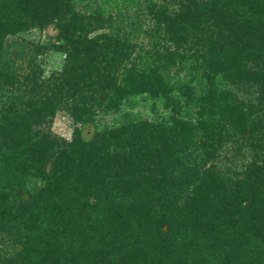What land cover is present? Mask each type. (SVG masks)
<instances>
[{
  "label": "trees",
  "instance_id": "1",
  "mask_svg": "<svg viewBox=\"0 0 264 264\" xmlns=\"http://www.w3.org/2000/svg\"><path fill=\"white\" fill-rule=\"evenodd\" d=\"M74 1L0 0V239L20 246L0 264H264V0H136L129 29L155 27L134 57L131 30L89 37L114 18ZM32 29L67 48L53 90L4 60ZM175 60L198 92L166 79ZM145 93L166 119L97 127ZM68 100L70 141L50 131Z\"/></svg>",
  "mask_w": 264,
  "mask_h": 264
},
{
  "label": "rangeland",
  "instance_id": "2",
  "mask_svg": "<svg viewBox=\"0 0 264 264\" xmlns=\"http://www.w3.org/2000/svg\"><path fill=\"white\" fill-rule=\"evenodd\" d=\"M74 5L79 13L87 14L90 12V8L101 6L105 9V16L112 15L114 18L113 28L97 29L94 30L89 37H93L102 33L116 32L114 27H121L122 31L127 27L130 28V23H135L136 15L138 13L136 0H75ZM141 21L142 30L136 31L132 24V38L131 43L134 45L133 57L138 53L139 49H147L151 45V40L144 33L150 32L155 27V21L147 14H143L139 18ZM121 22V23H120ZM118 23V24H117ZM124 27V29H123ZM134 30V33H133ZM55 31H41L39 29H32L27 32H20L15 35H6L4 39V60L13 63L17 69L18 76L32 74L31 71L38 72L39 83L42 82L45 85H49L53 90V82H60L64 65L67 61V48L66 50H60V44L53 39H49L47 36L54 34ZM119 33V32H116ZM120 34V33H119ZM47 45V48H45ZM169 50H173L171 44H167ZM43 48V49H42ZM39 49H42L41 51ZM8 63V62H7ZM166 79L170 80V83H177L179 85L188 86L194 92H198V78L195 75H191L188 72V65L175 60L170 66L166 68ZM184 88V87H183ZM182 88V89H183ZM185 89V88H184ZM241 95V93H240ZM247 96H244V98ZM71 101H67L65 106L56 110L50 124V131L70 141L72 139L73 130L78 124L73 120L70 113ZM96 124L99 129L110 128L117 126L121 121V116L125 113L138 116L149 121H158L166 119L170 113L167 108L164 107L162 99H154L147 93L142 95H132L128 98V101L123 100L121 103V112L114 114L111 111L97 110L96 109ZM92 128L88 129L90 132ZM228 156L227 153H225ZM223 154L222 156H224ZM219 159L220 167H228L235 171L242 170V165H245L250 161L248 157L239 158L236 163H227L226 159ZM34 183L37 186H41V182L32 180L26 187L30 189ZM24 198L28 199L29 194H24ZM166 229L165 227H163ZM20 249L18 244H11L10 239H0V257H9L16 253V250Z\"/></svg>",
  "mask_w": 264,
  "mask_h": 264
}]
</instances>
